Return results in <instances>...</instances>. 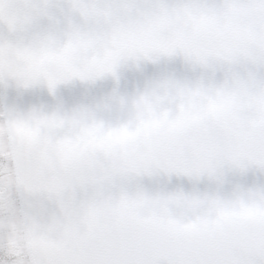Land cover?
I'll use <instances>...</instances> for the list:
<instances>
[{"label": "snow or ice", "instance_id": "snow-or-ice-1", "mask_svg": "<svg viewBox=\"0 0 264 264\" xmlns=\"http://www.w3.org/2000/svg\"><path fill=\"white\" fill-rule=\"evenodd\" d=\"M179 59L118 115L0 108L10 264H264V0H0V87L118 79ZM210 190L151 191L145 178ZM24 203L16 208L12 192Z\"/></svg>", "mask_w": 264, "mask_h": 264}, {"label": "water", "instance_id": "water-1", "mask_svg": "<svg viewBox=\"0 0 264 264\" xmlns=\"http://www.w3.org/2000/svg\"><path fill=\"white\" fill-rule=\"evenodd\" d=\"M194 77L198 73L185 65L179 59L161 60L158 63H141L139 65L127 62L118 70V79L111 76L97 80L93 83L79 81L62 85L55 96L49 94L46 89L32 88L28 90L17 89L15 86L0 87L1 108L15 107L27 108L32 106L55 107L63 105L72 107L78 104L92 103L96 100L108 97L114 92L132 93L148 81L159 80L167 76ZM143 185L151 191H171L183 189L192 191L195 189L210 190L215 185L206 181L193 185L183 178H168L164 176L145 178ZM264 184V174L249 171L244 175L229 174L224 184L225 190H230L235 185L252 186ZM19 208L23 206L24 197L17 192Z\"/></svg>", "mask_w": 264, "mask_h": 264}, {"label": "clouds", "instance_id": "clouds-1", "mask_svg": "<svg viewBox=\"0 0 264 264\" xmlns=\"http://www.w3.org/2000/svg\"><path fill=\"white\" fill-rule=\"evenodd\" d=\"M159 80L148 81L145 84H143L141 87H138L132 93H121L119 91H116L112 95L96 100L92 103L78 104L75 106L83 105L85 107H89L93 109L97 108V106L101 108L107 106V111L110 114L118 115L122 109V106L130 105L140 93H143L145 90H150L151 88H153L156 82Z\"/></svg>", "mask_w": 264, "mask_h": 264}, {"label": "rangeland", "instance_id": "rangeland-1", "mask_svg": "<svg viewBox=\"0 0 264 264\" xmlns=\"http://www.w3.org/2000/svg\"><path fill=\"white\" fill-rule=\"evenodd\" d=\"M0 108H1V103H0ZM12 199L15 201L16 208L19 209L17 192L15 190L12 192ZM0 264H10V258L6 255V253L3 250H0Z\"/></svg>", "mask_w": 264, "mask_h": 264}]
</instances>
